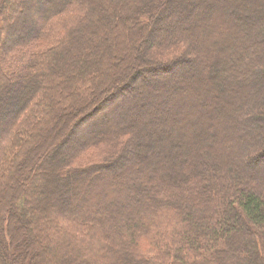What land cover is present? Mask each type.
Segmentation results:
<instances>
[{
    "label": "trees",
    "instance_id": "obj_1",
    "mask_svg": "<svg viewBox=\"0 0 264 264\" xmlns=\"http://www.w3.org/2000/svg\"><path fill=\"white\" fill-rule=\"evenodd\" d=\"M0 264H264V0H0Z\"/></svg>",
    "mask_w": 264,
    "mask_h": 264
},
{
    "label": "rangeland",
    "instance_id": "obj_2",
    "mask_svg": "<svg viewBox=\"0 0 264 264\" xmlns=\"http://www.w3.org/2000/svg\"><path fill=\"white\" fill-rule=\"evenodd\" d=\"M62 22L61 21H58V23H57V26H56V28H59L60 27V24H61ZM170 72V71H169ZM174 74V72H170V74ZM158 75V74H157ZM162 75V74H161ZM160 75V76H161ZM164 75H169V74H165L164 73ZM134 76V75H133ZM135 77H136V75H135ZM134 77V78H135ZM146 79H149L150 81H155V80H159V78L158 79H156L157 77L155 76V75H151V76H147V75H145L144 76ZM135 80V79H134ZM133 80V82H131V81H126V82H128V83H126L125 85H126V87H124L123 88V90L124 91H122V94H120L117 98H116V100L117 99H119V97L120 96H122V95H127L128 96V98L130 97V93L129 92H131L132 91V89H135V88H138L139 86H141L142 84L140 83L139 84V82L136 80V81H134ZM135 91V90H134ZM118 105V104H117ZM113 108H115L114 110H117V106L115 107V105H113ZM113 110V109H112ZM93 158V155L92 154H89L88 156H85L84 157V159H82V165L81 166H85V165H89V164H91V162L93 161V160H91V161H86V160H90V159H92ZM24 235H26V234H24ZM18 248H19V246H17ZM142 248H144L145 250L147 249V248H145V246L143 245L142 246ZM63 256V255H62Z\"/></svg>",
    "mask_w": 264,
    "mask_h": 264
}]
</instances>
